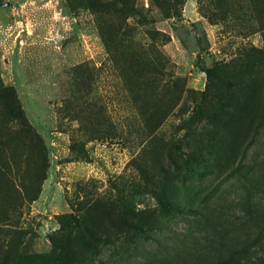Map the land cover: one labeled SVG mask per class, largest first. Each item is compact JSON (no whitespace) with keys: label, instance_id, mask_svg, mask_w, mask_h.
<instances>
[{"label":"rangeland","instance_id":"374dc122","mask_svg":"<svg viewBox=\"0 0 264 264\" xmlns=\"http://www.w3.org/2000/svg\"><path fill=\"white\" fill-rule=\"evenodd\" d=\"M263 116L264 0H0V264H177L206 215L256 233Z\"/></svg>","mask_w":264,"mask_h":264},{"label":"trees","instance_id":"16d2710c","mask_svg":"<svg viewBox=\"0 0 264 264\" xmlns=\"http://www.w3.org/2000/svg\"><path fill=\"white\" fill-rule=\"evenodd\" d=\"M263 127L264 116L261 124L257 126L249 146L254 144ZM252 170L253 173H256L254 168ZM260 171L261 175L258 177L262 176L264 179V161L260 164ZM254 188L252 187V189ZM252 189L249 194L243 197L244 214L242 218L246 225L244 226L256 233L250 232L245 237L236 234L234 230L222 232L220 227L223 224H208V215H206L201 221L209 226L205 229L209 235L208 243L202 247L195 245L192 248H185L177 256V264H264V194H255ZM262 192L264 193V189ZM170 212L184 214L187 211L173 207ZM167 260H172V258Z\"/></svg>","mask_w":264,"mask_h":264},{"label":"crops","instance_id":"0c3cea01","mask_svg":"<svg viewBox=\"0 0 264 264\" xmlns=\"http://www.w3.org/2000/svg\"><path fill=\"white\" fill-rule=\"evenodd\" d=\"M171 49H172L173 55H180L181 49H180L178 43H176L174 40L171 42Z\"/></svg>","mask_w":264,"mask_h":264}]
</instances>
